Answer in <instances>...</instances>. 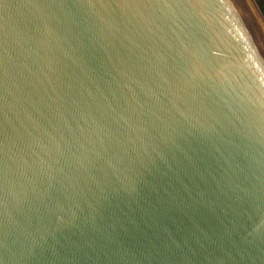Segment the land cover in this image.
Wrapping results in <instances>:
<instances>
[{"label":"water","instance_id":"95a60500","mask_svg":"<svg viewBox=\"0 0 264 264\" xmlns=\"http://www.w3.org/2000/svg\"><path fill=\"white\" fill-rule=\"evenodd\" d=\"M0 264H264L252 0H0Z\"/></svg>","mask_w":264,"mask_h":264},{"label":"rangeland","instance_id":"374dc122","mask_svg":"<svg viewBox=\"0 0 264 264\" xmlns=\"http://www.w3.org/2000/svg\"><path fill=\"white\" fill-rule=\"evenodd\" d=\"M263 0H252L253 4H255L257 6V8L259 9V11L261 12L263 18H264V13L261 9V3Z\"/></svg>","mask_w":264,"mask_h":264},{"label":"trees","instance_id":"16d2710c","mask_svg":"<svg viewBox=\"0 0 264 264\" xmlns=\"http://www.w3.org/2000/svg\"><path fill=\"white\" fill-rule=\"evenodd\" d=\"M261 9H262V11H263V13H264V0H263L262 3H261Z\"/></svg>","mask_w":264,"mask_h":264}]
</instances>
